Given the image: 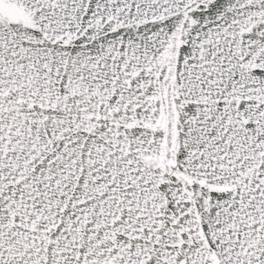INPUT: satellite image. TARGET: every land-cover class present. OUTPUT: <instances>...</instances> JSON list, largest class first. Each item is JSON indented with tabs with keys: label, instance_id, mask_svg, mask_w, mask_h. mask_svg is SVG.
Segmentation results:
<instances>
[{
	"label": "snow or ice",
	"instance_id": "6c2138e0",
	"mask_svg": "<svg viewBox=\"0 0 264 264\" xmlns=\"http://www.w3.org/2000/svg\"><path fill=\"white\" fill-rule=\"evenodd\" d=\"M0 264H264V0H0Z\"/></svg>",
	"mask_w": 264,
	"mask_h": 264
}]
</instances>
